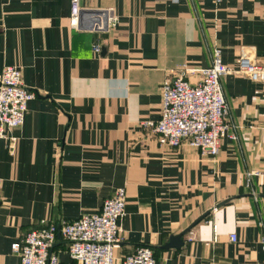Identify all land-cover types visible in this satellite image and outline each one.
<instances>
[{
  "label": "crops",
  "instance_id": "1",
  "mask_svg": "<svg viewBox=\"0 0 264 264\" xmlns=\"http://www.w3.org/2000/svg\"><path fill=\"white\" fill-rule=\"evenodd\" d=\"M79 3L114 8L117 26L73 29L70 0H0V70L18 66L35 93L23 124L0 139V263L17 264L11 244L42 222L95 212L124 187L114 264L139 245L155 264H264V82L221 78L236 138L214 156L160 145L142 125L159 119L163 83L183 65L198 82L214 47L227 66L247 54L264 67V0ZM203 215L179 247H164ZM66 247L59 237L52 247L62 264L73 263Z\"/></svg>",
  "mask_w": 264,
  "mask_h": 264
},
{
  "label": "built area",
  "instance_id": "2",
  "mask_svg": "<svg viewBox=\"0 0 264 264\" xmlns=\"http://www.w3.org/2000/svg\"><path fill=\"white\" fill-rule=\"evenodd\" d=\"M219 1L215 0L216 3ZM68 22L75 30L101 36L117 26L118 17L112 7L92 9L81 6L79 0H70ZM101 47L97 38L92 43V50L98 54ZM187 71L193 70L183 65L180 71L163 83L159 119L142 122V125L156 133L160 145L179 147L185 143L214 156L223 138H236L228 119L229 107L221 78L237 73L247 76L252 82H264V67L247 54H241L235 66H227L222 61L220 49L214 47L210 65L199 70L198 82H188L185 78ZM34 97L35 93L23 85L18 66L8 65L0 70V139L6 138L8 130L23 124L28 103ZM8 149L13 152L11 140ZM252 174H246L244 183L247 187ZM125 202V188L118 187L95 212L82 213L72 221L42 222L40 227L29 230L19 241L11 244V250L19 258L17 264H62L52 251L57 237L66 242L73 262L70 264H114ZM229 239L234 242L236 235L230 234ZM259 243L264 251V235ZM120 264H155L153 250L147 245H139L133 252L124 255Z\"/></svg>",
  "mask_w": 264,
  "mask_h": 264
},
{
  "label": "water",
  "instance_id": "3",
  "mask_svg": "<svg viewBox=\"0 0 264 264\" xmlns=\"http://www.w3.org/2000/svg\"><path fill=\"white\" fill-rule=\"evenodd\" d=\"M205 215V214H204ZM199 217L197 220H195L193 223H191L186 229L183 230L180 234L171 236L168 243L164 245V247H179L182 244V235L188 232L197 222H199L203 217Z\"/></svg>",
  "mask_w": 264,
  "mask_h": 264
}]
</instances>
